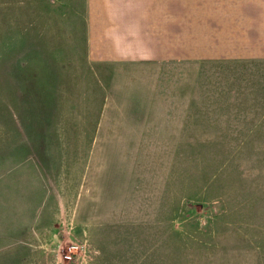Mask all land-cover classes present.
<instances>
[{"label":"rangeland","instance_id":"1","mask_svg":"<svg viewBox=\"0 0 264 264\" xmlns=\"http://www.w3.org/2000/svg\"><path fill=\"white\" fill-rule=\"evenodd\" d=\"M0 264H264V0H0Z\"/></svg>","mask_w":264,"mask_h":264},{"label":"crops","instance_id":"2","mask_svg":"<svg viewBox=\"0 0 264 264\" xmlns=\"http://www.w3.org/2000/svg\"><path fill=\"white\" fill-rule=\"evenodd\" d=\"M113 16L115 18L108 19L111 21H116L118 25H100V29L96 30L98 27L96 24L92 23L91 30L90 27L87 30V41L86 47L87 51L90 49V53L88 55L92 59H99V56H102V59H127V45L121 46V42L127 39V13H121L114 11ZM108 15V14H105ZM106 28H114L115 33H125L123 36H116L110 30H106ZM97 32H110L108 36H101V38L96 39ZM92 34V35H91ZM108 38V40H107ZM121 48V49H120ZM89 53V52H88ZM123 54V56H121ZM90 59V58H89Z\"/></svg>","mask_w":264,"mask_h":264},{"label":"built area","instance_id":"3","mask_svg":"<svg viewBox=\"0 0 264 264\" xmlns=\"http://www.w3.org/2000/svg\"><path fill=\"white\" fill-rule=\"evenodd\" d=\"M67 258H70V256H69V255H67Z\"/></svg>","mask_w":264,"mask_h":264}]
</instances>
